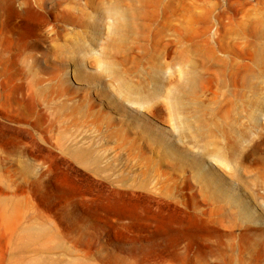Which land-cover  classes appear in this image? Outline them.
Listing matches in <instances>:
<instances>
[{
  "label": "rangeland",
  "instance_id": "1",
  "mask_svg": "<svg viewBox=\"0 0 264 264\" xmlns=\"http://www.w3.org/2000/svg\"><path fill=\"white\" fill-rule=\"evenodd\" d=\"M111 2L0 0V264H264V60L244 93L214 75L253 64L264 0H143L122 47Z\"/></svg>",
  "mask_w": 264,
  "mask_h": 264
},
{
  "label": "bare ground",
  "instance_id": "2",
  "mask_svg": "<svg viewBox=\"0 0 264 264\" xmlns=\"http://www.w3.org/2000/svg\"><path fill=\"white\" fill-rule=\"evenodd\" d=\"M64 1L65 0H58L59 3H62ZM103 1H105V0H103ZM129 1H130V3L127 4L126 6H123L122 4H120V2H111L110 5L107 8L101 10L103 12V14H104L105 17H108V18H110L112 20V27H111L112 29H111V32H112L113 35H115V37H114V39L112 38L110 41H111V43H113V46H114V43H116V45L118 44L121 47L124 46L125 39L127 37H129V35H133L137 31L140 33V28L141 27H144L141 24V20H142L141 18L143 16V13H142V5H143L142 3H143V0H129ZM70 2L71 1H69V4L72 5L71 4L72 2L71 3ZM125 2L126 1H124V3ZM86 4H88V3H86ZM98 6H99V4L97 5V7ZM92 7L93 6L91 5L90 8H92ZM194 9L195 8L192 7L193 14H192V12H191L190 9H187V12H190V14H188V15H190L189 17H187L188 15L187 16L184 15V11H183L182 8L178 11V13L180 12V16L179 17L181 18L180 19L181 22L179 24L177 23L178 25L176 27L171 28V30L177 35V37H178V39L180 41L190 40V38H191L190 37V33H192L191 30L193 28V24H195V22H194L195 21V18H198V16L195 15ZM143 10H145V9H143ZM65 12L68 13L69 16H73V15L76 16V14L79 15V13H83V10L81 8H79V6L77 5V3L75 2L72 6H69V8H67L65 10ZM258 14H259L260 17H258L255 20L247 19V23L245 24V26L248 29L243 28L242 25H244V22L238 23L239 24L238 25V29H239V32L240 33H243V34L249 33V34H251L253 36V38H255V39L258 40V42H256V41L251 42L250 41L251 43H249V48H250V51H251L250 54H251V57H252L253 64L252 65H249V64H238L237 65L236 64L237 67H234L233 66L232 67L233 70H235L236 68L238 69V72H239L238 77L236 75L237 72H234L233 70H230V73H227L225 70H222V67L223 66H221L220 64L219 65H216L215 64L214 67H217V71L215 72L214 75L217 78V80L219 82V85L225 86V82H223V79L225 78V76L229 75L230 78H232L234 80L233 81L234 82L233 84H236V86L239 85V87H241L242 90H244L243 93L246 92V91H249V90H253L254 89V85H253V81L252 80H253V78H255L257 76L256 75V74H258L257 71H260L261 66H262L261 64L263 63L262 60H264V43L262 42V39H264V12H260ZM63 15H65V14H63ZM87 16L90 17V15H87ZM86 22L85 21H82V24H89L88 22L87 23ZM108 24L109 23H107V25ZM198 24H200V23H198ZM196 26L197 25H195V27ZM144 30H142V32ZM173 32H172V34H173ZM113 35H111V36H113ZM157 36H159V35H157ZM193 37H192V39H193ZM78 38H77V40H78ZM154 40H157V39H154ZM190 41H192V40H190ZM75 45H77V44H75ZM197 45H198V43H197ZM188 46H190V45H188ZM188 46H185L184 45L185 48L183 50L184 51V54H185V59H187L190 62V64H191L190 70L185 73V87H186L187 92L190 94V96L193 97L194 94H195V92H196L197 83H198L199 79H201V77H202V75L199 72H197V68L200 67V66H202L203 69H206L207 68V65H206L207 63L204 61L206 58L203 59L204 57H202V56L204 54H202V53H201L202 56L201 55L200 56L202 57V61L203 62L201 61V59H200L201 63H199L198 61H197V63L194 62V61H192L191 60V55L193 53L197 52V50L199 48H198V46L197 47L196 46H193V44L191 45L190 48H188ZM142 49H144V48H142ZM208 51H209V49H208ZM206 56H208V54ZM209 56L210 57H213L212 55H210V52H209ZM174 57H173V59H174ZM177 57H179V56H177ZM133 58H136V57H133ZM126 60H127V56H126ZM161 62H159V61H156L155 62V64H154V70H153V74L152 75H154V73H155V75L156 74H158V75L161 74L162 69H163V67H162V64L163 63L161 64ZM200 71H203V70H200ZM235 71H237V70H235ZM240 71H241V73H240ZM202 74H203V72H202ZM119 81H121L119 87H121L122 89H125L128 92L129 96L130 95H133L135 97V95H137L136 89L135 88H132L133 86L131 87L129 83H125L124 80H123L124 82L122 80H119ZM225 124H227V123H225ZM39 232L40 231L34 232L33 230H24L23 236L26 237V238L32 239L34 237V235L37 234V233H39ZM28 264H44V263L42 261H40V260H34V261L29 262Z\"/></svg>",
  "mask_w": 264,
  "mask_h": 264
}]
</instances>
